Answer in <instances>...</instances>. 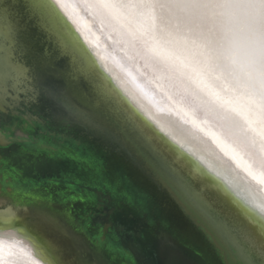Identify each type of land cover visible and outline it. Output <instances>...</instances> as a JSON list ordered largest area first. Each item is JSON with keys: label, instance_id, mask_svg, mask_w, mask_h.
Returning a JSON list of instances; mask_svg holds the SVG:
<instances>
[{"label": "water", "instance_id": "water-1", "mask_svg": "<svg viewBox=\"0 0 264 264\" xmlns=\"http://www.w3.org/2000/svg\"><path fill=\"white\" fill-rule=\"evenodd\" d=\"M57 7L94 63L56 77L40 60L45 36L33 29L29 48L14 32L16 57L58 98L0 111V209L16 210L0 214V238L35 241L50 264H264L260 231L135 112ZM14 83L0 58V92L15 96Z\"/></svg>", "mask_w": 264, "mask_h": 264}, {"label": "clouds", "instance_id": "clouds-1", "mask_svg": "<svg viewBox=\"0 0 264 264\" xmlns=\"http://www.w3.org/2000/svg\"><path fill=\"white\" fill-rule=\"evenodd\" d=\"M141 7L146 17L145 30L131 42V55L121 56V60L137 72L142 85L115 67L105 66L106 70L112 73L123 97L145 122L180 154L187 153L193 160H199L197 171L210 170L220 177L226 193L239 201L245 196L247 185L216 157L197 132L172 114L157 111L143 89H149L166 102L167 97L153 86L154 80L162 79L178 100L231 138L238 126L237 120L205 96L193 78L199 72L226 94L245 93L257 86L264 88V26L257 29L238 13L229 11L227 5L148 0ZM120 46L119 37L109 45L113 51H118ZM137 64L143 67L144 73L136 69ZM9 208L0 209L5 219L16 214L15 209ZM30 243L37 257L43 259L37 243L31 239Z\"/></svg>", "mask_w": 264, "mask_h": 264}, {"label": "bare ground", "instance_id": "bare-ground-1", "mask_svg": "<svg viewBox=\"0 0 264 264\" xmlns=\"http://www.w3.org/2000/svg\"><path fill=\"white\" fill-rule=\"evenodd\" d=\"M55 1L91 46L117 88L116 79L105 66H112L118 71H123L129 79L142 85L137 72L126 67L121 56L131 55V42L145 30L146 17L141 6L148 0ZM186 2L227 5L229 11L238 13L257 29L264 26V0H186ZM142 20L145 22L142 23ZM117 37L121 40V46L118 51H113L109 45ZM136 69L144 73L141 65L137 64ZM193 79L205 96L237 120L238 126L231 138L212 121L201 119L193 108L178 100L164 86L162 79L154 80L153 86L167 97L166 102L147 88H144L143 92L157 111L172 114L197 132L207 142L216 157L227 164L247 185L245 196L239 198V201L232 199L221 186L220 177L210 170L197 171V163L200 161L193 160L187 153L180 154V151L164 138L166 144H169L181 157L192 162L194 170L204 178H208L212 188L227 197L231 204L238 208V214L245 217L247 219L245 221L258 229L264 237V88L257 86L248 89L245 93L226 94L199 72ZM119 91L122 90L119 89ZM155 132L162 137L156 130ZM208 172L210 174H207ZM41 257L43 259L37 257L36 249L31 244L8 236L0 238V264H45L48 259Z\"/></svg>", "mask_w": 264, "mask_h": 264}, {"label": "snow or ice", "instance_id": "snow-or-ice-1", "mask_svg": "<svg viewBox=\"0 0 264 264\" xmlns=\"http://www.w3.org/2000/svg\"><path fill=\"white\" fill-rule=\"evenodd\" d=\"M33 29L45 36L47 46L40 53V60L43 67L52 70L56 77L68 75L72 79H78L86 75L94 63L63 21L55 0H8L7 6L5 0H0V58L11 79L15 81L13 88L17 90L15 96L12 95L11 88L0 92V111L13 107L21 98L31 100L41 91L54 100L58 98L53 89L42 87L33 66L14 54V32L22 31L30 48L35 43ZM63 57L71 58L70 69L57 67ZM8 142L0 137V143ZM0 205H3L2 201ZM243 239L247 240L246 237ZM233 242L238 243L235 239ZM40 255L43 256L41 251ZM260 255L264 256V245Z\"/></svg>", "mask_w": 264, "mask_h": 264}]
</instances>
